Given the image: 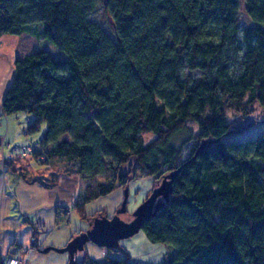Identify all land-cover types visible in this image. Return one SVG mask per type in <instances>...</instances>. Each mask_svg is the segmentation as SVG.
<instances>
[{"label": "trees", "instance_id": "obj_1", "mask_svg": "<svg viewBox=\"0 0 264 264\" xmlns=\"http://www.w3.org/2000/svg\"><path fill=\"white\" fill-rule=\"evenodd\" d=\"M98 2L112 34L88 18ZM23 33L65 57L17 56L1 110L25 113L27 134L46 123L33 137L39 164L88 180L110 172L83 186L73 203L81 218L107 215L88 216L85 205L152 177L151 192L164 184L166 197L141 231L167 248L161 264H264V128L223 141L234 130L227 110L248 114L258 103L264 119V0H0V36ZM183 130L186 157L172 142ZM106 249L125 257L98 260L83 246L67 264H132L121 245Z\"/></svg>", "mask_w": 264, "mask_h": 264}, {"label": "crops", "instance_id": "obj_2", "mask_svg": "<svg viewBox=\"0 0 264 264\" xmlns=\"http://www.w3.org/2000/svg\"><path fill=\"white\" fill-rule=\"evenodd\" d=\"M36 41L35 37L25 33L0 36V109L5 90L13 76L14 59L35 49ZM25 115H7L0 111V253L16 258L15 264H67L68 251L50 249L42 252L39 249L64 247L78 231L90 228L88 221L81 218L73 207L84 181L76 172H56L45 164L36 167L32 164V156L17 157L3 164L2 156L7 155L8 147H1V144L11 145L17 141L18 124L25 121ZM27 143L25 141L22 145ZM147 185L145 180L142 183L133 181L128 190H140L142 197ZM123 198V189H116L109 195L87 203L85 211L90 214L102 207L112 211ZM61 207H67L65 218L57 212ZM109 214L107 212L108 216L113 213ZM135 234L139 236L138 240L132 241ZM135 234L120 240V245L130 254L146 252L153 243L141 230ZM21 247L24 250L17 251ZM104 250V247L100 248L93 242L88 241L84 245L85 253L95 259H102L106 254ZM82 254L77 251L76 259L79 260Z\"/></svg>", "mask_w": 264, "mask_h": 264}, {"label": "rangeland", "instance_id": "obj_3", "mask_svg": "<svg viewBox=\"0 0 264 264\" xmlns=\"http://www.w3.org/2000/svg\"><path fill=\"white\" fill-rule=\"evenodd\" d=\"M96 7L92 10V12H90L88 14V18H90L92 21H95L101 28L105 29L108 33L112 34V28L110 25V18L107 15V12L105 10V6H103V4L101 2H98L96 5ZM239 19L241 22V26H247L250 22L248 17L246 16L245 12L242 10V7L240 9V14H239ZM35 48L37 49H46L48 51H50L55 57L58 58H64L65 54L58 51L55 46L44 40V39H39L36 41V46ZM190 75L192 76H196L198 75V72L194 71V72H189ZM19 114V113H16ZM20 114H23V112H20ZM14 115L15 114H11ZM26 117V115H25ZM226 119L228 122L231 123V127L234 129L233 132L230 133V135L226 136L223 141L225 143L229 142L231 139L233 140H241V139H248V138H252V137H257L263 130L264 128V119H263V113H262V109L261 107L258 105V103H255L251 109L249 110L248 114H243L242 112H237L233 109H229L227 110L226 113ZM188 127L191 129L192 133H196L197 129H198V125L192 121H188L187 122ZM25 127V121H21L20 124H18V129H17V141L15 143H12L11 145H22L25 141H29V139L33 138L34 136L38 135L39 133L43 132L44 129L46 128V123L42 122L40 123V129L38 132L34 133V134H24L22 129ZM188 132L187 131H179L175 134V136L172 138V142L174 144H176L177 146H183V156L186 157L188 152H189V148H190V142H186L185 140L188 137ZM143 137L145 139V142H149L151 140H153V138L155 137L154 135H152L149 132H145L143 133ZM29 156H32L29 155ZM44 156V155H43ZM24 157V156H23ZM44 159V158H43ZM32 164H35V166L37 167L38 165H40L37 161H35L34 159L31 158ZM57 163V162H56ZM55 162H51L48 166H50V168L53 171H60L61 169H63L64 167H62V165L60 164H56ZM110 175L109 171H105L102 174H99L98 176H96L94 179H83V186H85L86 184L90 183H94V182H100V181H104L108 176ZM147 181V189H146V193L144 196H140V190H137L132 192L128 190V196L126 198V204H127V212L128 214H131L134 209L145 199L146 196H148L151 193V189L154 186V180L152 177H136L133 178V180H131V182H144ZM142 181V182H141ZM85 183V184H84ZM118 189V188H117ZM116 190V189H115ZM133 200V202L131 203V201ZM121 205V204H120ZM120 205H118L116 208L120 207ZM105 208V207H103ZM115 208V209H116ZM60 209V208H59ZM115 209L111 211L110 210H106V214L107 212L110 213L109 215H111L112 213H114ZM99 210V209H98ZM97 210H95L94 212L90 213V214H86L88 216H90L91 214H94ZM121 213V212H120ZM62 216L65 218L66 216V212L62 213ZM128 218L127 214H123L121 215V218ZM77 236V235H76ZM75 237V236H74ZM164 252H163V260L162 262L165 261V259L167 258L166 256L168 255V250L167 248L164 246ZM104 251H105V255L103 256L106 257H111L114 258L116 257L115 254H118V256L116 258H122L125 257V254L119 250H114V251H108L105 247H104ZM145 253V254H144ZM138 252L136 254H130L128 251L126 253V255L128 256V259H130L132 264H143L142 263V259L144 256H146V252ZM88 255V254H87ZM100 259V260H103ZM150 260V257H148ZM99 260V259H98ZM161 262V263H162ZM160 263V264H161ZM149 264V263H147Z\"/></svg>", "mask_w": 264, "mask_h": 264}, {"label": "water", "instance_id": "obj_4", "mask_svg": "<svg viewBox=\"0 0 264 264\" xmlns=\"http://www.w3.org/2000/svg\"><path fill=\"white\" fill-rule=\"evenodd\" d=\"M170 175H173L172 173ZM167 178V177H166ZM164 178V183L167 181ZM168 186L164 184L156 186L155 189L134 209L131 213L133 218L126 221L118 215V212H123L126 209V197L128 195V188H125L124 198L121 202L122 207L112 216L98 215L90 221V228L81 232L64 248L46 247L42 252H47L51 248L57 251H68L69 258L72 259L77 251L81 250L86 242H93L100 248H118L119 241L124 238L132 237L135 233L141 230L143 222L152 217L155 212L163 205V202L157 199L160 194L165 195Z\"/></svg>", "mask_w": 264, "mask_h": 264}, {"label": "built area", "instance_id": "obj_5", "mask_svg": "<svg viewBox=\"0 0 264 264\" xmlns=\"http://www.w3.org/2000/svg\"><path fill=\"white\" fill-rule=\"evenodd\" d=\"M1 112H3L0 109ZM27 121V119H25ZM23 133L26 135V131L23 128L22 129ZM41 138H31L29 139L28 143L25 145H10V144H1V147L6 145L8 147V153L6 156H2V162L3 164L8 161V160H14L17 157L21 156H29L33 153H38V157L40 159H43L44 156L41 152V146H40ZM67 207H61L60 209L58 208L57 212L59 213H65V210ZM69 209V208H68ZM24 248H17V251H23ZM17 262V259L14 257H9L6 253H0V264H15Z\"/></svg>", "mask_w": 264, "mask_h": 264}, {"label": "bare ground", "instance_id": "obj_6", "mask_svg": "<svg viewBox=\"0 0 264 264\" xmlns=\"http://www.w3.org/2000/svg\"><path fill=\"white\" fill-rule=\"evenodd\" d=\"M134 240L132 241H135V240H138V237L136 234L133 236ZM126 243H129L128 241ZM163 252H164V248L163 246H161L159 243L156 244V245H149L148 246V249L146 251V256L143 257L142 259V263L143 264H160L163 260ZM150 257V260H148Z\"/></svg>", "mask_w": 264, "mask_h": 264}, {"label": "flooded vegetation", "instance_id": "obj_7", "mask_svg": "<svg viewBox=\"0 0 264 264\" xmlns=\"http://www.w3.org/2000/svg\"><path fill=\"white\" fill-rule=\"evenodd\" d=\"M126 204V203H125ZM127 205V204H126ZM121 207V206H120ZM120 207H118V208H116V209H120ZM115 209V210H116ZM117 212V211H116ZM123 214H127L128 215V218H122V219H124V220H126V221H129V220H131L132 218H133V215L132 214H128V212L126 211V210H124L123 212H118V215H120V217H121V215H123Z\"/></svg>", "mask_w": 264, "mask_h": 264}]
</instances>
